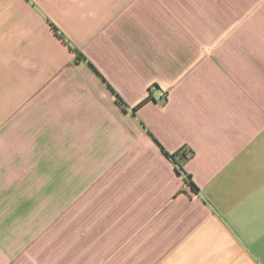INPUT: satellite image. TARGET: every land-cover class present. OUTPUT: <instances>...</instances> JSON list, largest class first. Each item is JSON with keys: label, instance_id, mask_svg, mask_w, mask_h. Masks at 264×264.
<instances>
[{"label": "crops", "instance_id": "crops-1", "mask_svg": "<svg viewBox=\"0 0 264 264\" xmlns=\"http://www.w3.org/2000/svg\"><path fill=\"white\" fill-rule=\"evenodd\" d=\"M66 210L86 264H264V0H0V264Z\"/></svg>", "mask_w": 264, "mask_h": 264}, {"label": "rangeland", "instance_id": "rangeland-1", "mask_svg": "<svg viewBox=\"0 0 264 264\" xmlns=\"http://www.w3.org/2000/svg\"><path fill=\"white\" fill-rule=\"evenodd\" d=\"M35 228V235L28 242V247L30 248L29 256L27 257L28 264H86L84 257L72 256L70 252L67 210L62 214L59 224H53V217L49 216L44 224H40L38 228L36 225ZM77 231H79V226H77ZM21 257H14L12 260L13 264H21ZM87 259L93 260L94 264L98 258ZM24 264L27 263L25 262Z\"/></svg>", "mask_w": 264, "mask_h": 264}, {"label": "trees", "instance_id": "trees-1", "mask_svg": "<svg viewBox=\"0 0 264 264\" xmlns=\"http://www.w3.org/2000/svg\"><path fill=\"white\" fill-rule=\"evenodd\" d=\"M78 55L82 56L80 53H78ZM115 96H116L117 102L120 105H122L123 107H125L124 101L120 98V96H118L117 94H115ZM150 96H151V94H150ZM148 134L152 137V139L160 147L162 154L174 163L176 171L179 174L184 175V178L186 179V181H188V183L192 186V188L196 189L195 185L191 181V176L189 174H187L184 170V165L192 158L193 151L192 150H186L185 148H182L176 152L169 153L162 146L159 145V143L156 141V139L150 133H148Z\"/></svg>", "mask_w": 264, "mask_h": 264}]
</instances>
